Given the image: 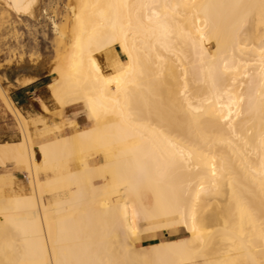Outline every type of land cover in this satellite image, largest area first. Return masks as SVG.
I'll return each mask as SVG.
<instances>
[{
	"label": "bare ground",
	"instance_id": "1",
	"mask_svg": "<svg viewBox=\"0 0 264 264\" xmlns=\"http://www.w3.org/2000/svg\"><path fill=\"white\" fill-rule=\"evenodd\" d=\"M64 36L47 87L87 123L34 146L6 101L0 264H264V0H75Z\"/></svg>",
	"mask_w": 264,
	"mask_h": 264
},
{
	"label": "rangeland",
	"instance_id": "2",
	"mask_svg": "<svg viewBox=\"0 0 264 264\" xmlns=\"http://www.w3.org/2000/svg\"><path fill=\"white\" fill-rule=\"evenodd\" d=\"M74 5L75 0H39L34 18L15 14L4 0H0V143L17 142L22 138V130L18 131L20 124L6 106L8 99L27 120L34 146L51 136L71 135L86 126L84 117L77 113L78 105L61 106L47 87L66 50L64 35L68 33ZM113 47L119 50L116 44ZM96 53L99 65L108 72L105 52ZM117 53L124 59L122 53ZM28 79L30 83L21 84ZM95 157L96 154H92L87 158L92 160ZM28 187L25 166L16 165L13 160L5 161L4 165L0 163V191L4 190L2 192L6 195L29 193ZM144 226L140 222V227ZM149 234L142 233L140 242L148 243ZM175 234L173 229L155 231L156 238Z\"/></svg>",
	"mask_w": 264,
	"mask_h": 264
},
{
	"label": "crops",
	"instance_id": "3",
	"mask_svg": "<svg viewBox=\"0 0 264 264\" xmlns=\"http://www.w3.org/2000/svg\"><path fill=\"white\" fill-rule=\"evenodd\" d=\"M26 92V91H25Z\"/></svg>",
	"mask_w": 264,
	"mask_h": 264
}]
</instances>
